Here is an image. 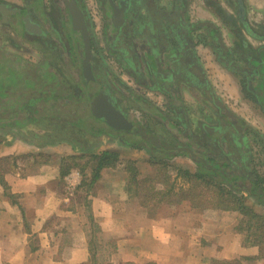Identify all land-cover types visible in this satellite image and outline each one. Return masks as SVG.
I'll return each mask as SVG.
<instances>
[{
    "label": "crops",
    "instance_id": "1",
    "mask_svg": "<svg viewBox=\"0 0 264 264\" xmlns=\"http://www.w3.org/2000/svg\"><path fill=\"white\" fill-rule=\"evenodd\" d=\"M127 1L135 7L136 17L132 13L119 15L123 27L115 29L111 26L113 19L107 20V32L110 43H114L115 35L120 42L116 43L118 48H111L112 56L120 58L119 67L129 78H139L136 82L142 88L143 103L147 102L144 94L151 92L158 101L165 100L160 109L171 106L188 117L192 128L201 129L210 125L192 116L185 94L207 96L217 116L214 125L235 115L257 130L264 129V59L263 50H257L264 47V10L259 13L264 0ZM106 2L102 3L105 7ZM197 12L200 18L193 20ZM223 15L235 22L223 21ZM192 23L197 24L194 30L187 27ZM248 25L254 29L252 36L247 32ZM121 37H131L126 43L131 50L130 55L126 51L127 62L121 60ZM237 43L253 46L255 56L238 59L231 50ZM134 47H138L136 53L132 52ZM248 81V86L243 84ZM147 112L160 117V125H171L179 114ZM165 116H172V122H166ZM175 131L172 134L168 130L166 135L176 136ZM31 132L42 130L32 125L0 129V264H93L91 259L94 256L98 260L95 253L100 250L101 264H213L235 259L239 264H264L258 247L248 243L238 230L241 215L237 211H201L183 201L165 217L150 216L146 208L123 192L125 173L104 168L91 186L90 176H83L77 168L62 175L61 160L79 152L65 142L35 139ZM102 138L110 144L119 143V150L99 151L120 154L141 149ZM170 143L181 145L175 138ZM46 155L51 156L53 165L46 163ZM44 156L43 162L33 164ZM76 171L79 184L75 194L85 185L90 187L83 192L82 200L66 193L64 177Z\"/></svg>",
    "mask_w": 264,
    "mask_h": 264
},
{
    "label": "trees",
    "instance_id": "2",
    "mask_svg": "<svg viewBox=\"0 0 264 264\" xmlns=\"http://www.w3.org/2000/svg\"><path fill=\"white\" fill-rule=\"evenodd\" d=\"M23 1L25 5L29 4V8L0 1V18L8 19L10 17L5 23H2L3 25L8 26L10 19L12 22L15 21V24L23 23L22 17L29 9L33 8L29 1L35 2L40 12L46 11L45 6H40L42 5L41 0ZM54 1L58 0H51V3L53 4ZM59 9L57 10L59 11ZM111 26L116 28L112 21ZM194 26L189 27V29L194 30ZM33 35V40L37 41L44 37L38 33H33ZM55 38L58 44L62 43L57 36ZM9 41L12 42L6 36L1 45L4 46V43H9ZM38 48L44 53V56L49 57V62L51 59L55 60L56 51L52 47L45 50L40 44ZM261 49L264 52V47ZM66 51L67 57L73 64V67L70 68V74H72L70 76L78 81L72 86L69 84L68 78L63 75L64 72L56 67L54 71L35 69L33 76H29L27 72L16 74L22 69L28 67L30 69V66L46 68L42 65L45 59L42 63L34 65L32 62L23 60L21 57L0 48V129L23 128L32 125L42 130L41 133H30L35 139L45 143L65 141L73 149L80 151V154L70 155L61 160L62 164L65 160L69 162L61 174L65 175L71 168H77L79 160L87 158L85 166L77 169L81 174H84L86 166L92 165V167L90 165L91 186L99 178L104 168H115L123 164L125 160L115 150L94 153L97 149L93 146L94 141H98L101 137H109L119 138L120 143L124 145H130L133 142L123 136L125 132L111 128L102 119L95 117L89 108L90 100L81 74V66L78 65L79 67H77L76 64L79 52L86 51V43L80 41L76 50L68 48ZM9 58L11 61L8 60ZM7 63L8 66H6ZM94 73L100 76L97 71ZM58 76L62 80L61 85H58ZM27 79L33 80L31 83H27ZM27 85L32 86L27 87ZM263 88L264 86L262 90ZM14 91L17 93L14 94ZM130 96L134 101L137 100L136 97H132V94ZM175 112L179 113L178 110ZM176 115L177 118L173 120L175 122L173 127L178 132L173 137L178 139L181 145L169 143L163 148L156 145V147L154 145L146 146L152 157L149 158V161L162 165H160L161 168L158 169L153 179L148 177L140 180L135 161L126 162V173H124L127 192L135 197L136 193L132 191H136V188H133L134 186L140 187L141 193L137 194L138 203L148 211L149 203H153L155 206L162 203L163 200V203L170 205H177L186 201L193 208L201 211H237L241 215L238 230L245 234L248 243L258 247L259 257L264 258V212L256 211L252 206H247L245 204L246 197L242 195L246 194L253 198L256 204L264 210V177L255 171L250 144V137L256 139L261 145L264 156V132H258L244 121L236 119L238 129L235 125L233 128H228V124H221L218 121L212 126L214 128L212 132L203 133V129H200L199 126L192 128L188 117L181 116V113ZM164 118L166 122L169 121L168 117L165 116ZM222 127L226 129L225 133H221L224 131ZM91 140L93 144L90 143ZM230 143L231 145H229ZM178 155H185L193 160L196 165L195 170L192 171L182 166L173 167L172 164L164 161V159H172ZM171 168L175 170L174 179L169 173ZM178 178L189 185L186 190L179 188V191H175V183ZM156 182H160V184L155 185ZM0 183L3 184L2 179ZM163 185H165L164 189L161 188ZM204 190L210 191L211 195L204 194ZM213 264H239V260L215 261Z\"/></svg>",
    "mask_w": 264,
    "mask_h": 264
},
{
    "label": "rangeland",
    "instance_id": "3",
    "mask_svg": "<svg viewBox=\"0 0 264 264\" xmlns=\"http://www.w3.org/2000/svg\"><path fill=\"white\" fill-rule=\"evenodd\" d=\"M3 1L5 3L8 4H14V5H19V6H23L25 8V6H27L29 8V4L25 5V2L23 0H0ZM82 4H81V8L84 10L85 13V18H87V25L89 26V35L91 38L87 39V37H84L81 31H77L74 32L72 30L71 24L69 22V19L67 18V20L65 21H59L57 16L54 14V8H52V3L51 0H41V2L43 3V6H45L46 10H48L51 15V19L52 20H46L47 18L44 17L40 10H38V5L35 4V2L31 1V5L34 8V11L36 10V13L34 14V16L32 18H30V23L34 24L35 27L38 30V34L39 32L44 34V37L41 38V40H33L34 35L33 33H35L34 31L32 32V30L29 31L28 27H25V25L23 23L18 22L17 24H15V21H11L10 19V23H8V26L3 25L2 23H5V21H7L10 17H8V19H6L5 17L2 19L0 18V48H2L3 50H6L8 53L13 54V55H17L19 57H21L23 60H28L30 62H32L34 65H37L38 63H42V61H45L42 63L43 68L39 66H30L31 68H25L22 69L21 71H19L16 74H24V72L29 73V76H33L35 74V69L37 70H53L56 68H58L59 70H62L64 73L63 75L65 76V78H68L69 84L72 86L74 84H76L77 79H73L71 76L72 74H70V68H72L73 64L70 61V59L67 57V49L68 48H73L74 50H76L77 45L79 44V42L81 40H83L85 43L92 39V55L94 54L96 56V59L98 60L96 63H93L94 67L96 68V71L100 74L99 79H109L110 77L107 75L105 76V73L107 72H112L113 76H117L120 80L124 81L125 83L128 82L129 86H131V88H133L138 94L141 93V86H138V84H136L137 82H135V80L133 78H129V76H127L126 72L124 70H122L117 63L114 62L113 57L110 56V53L108 50L104 51V49H106V45L108 46V44L110 43L111 38L109 36V33L107 32L106 29H104V25L105 22L107 20L102 19V16L100 14V10L102 9V7L100 5L97 6V4L95 3V0H81ZM193 1V3H197L199 2L198 0H191ZM28 3V2H27ZM55 7L59 10H63L64 9V5L62 4V2H60L59 0L56 1L55 3ZM194 6V5H193ZM36 8V9H35ZM264 10V5H261L259 13L261 14ZM258 11V10H257ZM63 14L66 13L65 10H63L62 12ZM26 14V13H25ZM200 14L199 12L194 13L193 14V20H196L199 17ZM49 17V16H48ZM33 27V26H32ZM27 28V29H26ZM31 29V28H30ZM36 34V33H35ZM6 36H8L10 38V40L12 42L9 41V43L7 42L6 44L4 43V46H2V42L3 39L6 38ZM59 38L62 43L58 44L56 42V37ZM130 38L128 37H122V44H124V42H128ZM43 45V49L48 50L50 47H52L56 52V57H54L55 60L51 59V62H49V57L44 56V53L41 52L38 48V45L40 44ZM116 43H120V42H116ZM14 46H13V45ZM126 45V44H124ZM123 45V46H124ZM45 46V47H44ZM127 49V45L125 46ZM128 53L130 55V49L128 50ZM86 55V51H81L79 52L78 55V59H77V67H79L78 65L81 63V61H84V56ZM47 59V60H46ZM9 61H11V59H8ZM48 61V62H46ZM96 61V60H95ZM102 61V63H100ZM6 66H8V63L6 64ZM35 67V68H33ZM106 67V68H103ZM105 69H108L110 71H105ZM74 72V71H73ZM71 75V76H70ZM47 80L48 78L45 77ZM33 79H27V83H31ZM58 85L62 84V80L59 78L58 76ZM54 84V83H52ZM56 84V83H55ZM28 86H32V85H27ZM63 86V85H62ZM97 92V91H96ZM17 92L14 91V94H16ZM148 94H144V96L147 99L146 103L142 104V108H144V112L141 110L142 108H140V110L138 109V104L140 105V102H136L133 101L132 99L128 100V104H125V108L127 110V113L133 118V120H135L137 123L139 124H143V126H145V130H147L148 132L153 133L157 138H161L160 140H164L162 136H165V134L167 133L168 130H170L172 132V134H175V128H173V125L171 124H163L160 125L159 124V119L160 117H154L152 115H147V111H149L150 113H152V111H156L158 114V110H161L162 112H168L166 109L162 110L160 108L162 107V104L165 103V100L163 102L162 101H158L157 99H155V95H153L151 92H147ZM262 96V94H261ZM192 97V99H191ZM185 98H186V104L189 107L190 112L192 113V116H194L197 120H200V122L202 121L203 124H209L210 126H213L214 123L216 122L217 116L215 114V110H214V105L211 102V99L207 96L204 97H196L195 95L189 96L188 94H185ZM263 98H264V94H263ZM155 110V108H157ZM240 119H242L241 117H239ZM224 122H221V124H230L229 122L231 121V119H227V118H223ZM244 122H246L247 124L251 125L250 123H248L247 121H245L244 119H242ZM165 126V127H164ZM252 126V125H251ZM193 127H195L193 125ZM203 128L205 126H202ZM167 129V130H166ZM259 132L263 133L264 129L262 128H258ZM64 134V133H63ZM65 135V134H64ZM30 137V136H29ZM126 137V139L132 141L133 145L135 146H139L141 147V149L139 150H127L126 153H120L121 154V158L124 160H127L123 162V164H120L118 166H116L114 168V170H118L119 172L124 173L125 172V165L126 162H128L129 160L131 161H135V167L137 169V171L139 172L140 175V180L143 178H154L156 175V172L158 171L159 168H161V164H154L152 162L149 161V158L151 157V153H149L146 149V146L148 145V141H146L143 137L140 136H124ZM168 141H170V139L173 140L172 137H167L165 136ZM31 139H33L32 137H30ZM65 142V141H64ZM94 147L97 148L95 150L99 151L104 148H111V149H116L119 150V147L117 144V142H113V144L106 142L105 138H99L98 141H94ZM182 142V140H181ZM91 144H93L92 140L90 141ZM250 144L252 147V163L253 166L255 168V171L262 177H264V156L262 154L261 151V145H259L258 141L254 138L250 137ZM101 145V146H100ZM231 145V143L229 144ZM143 147V148H142ZM97 151H95L94 153H96ZM80 154V151H78ZM156 156V154H154ZM132 156V157H131ZM48 157V158H46ZM46 157H42L41 160L37 159L35 162L33 161V164H38L44 161V159L46 158V163H48L49 165H53L55 162L52 160L50 155H46ZM176 157V158H175ZM86 160L87 158H84L83 160H79L77 168L80 169V167L85 166L84 164H86ZM164 161L169 162V164L173 167H179V166H185V168H189L192 171L195 170L196 165L193 162V160H191L188 156L185 155H178V156H174L172 159H164ZM69 164L68 161L65 160V162L62 164L61 163V170H65L66 165ZM91 165V164H90ZM90 165L86 166V170L85 173L82 174L84 175H88L90 176ZM161 165V166H160ZM3 168L1 162H0V168ZM5 167V165H4ZM92 167V165H91ZM126 173V172H125ZM169 173L172 175V178L174 179V174H175V170L174 169H169ZM87 176V178H89ZM110 175H108L107 173V177H109ZM86 178V179H87ZM160 184V182H156L155 185ZM162 184V183H161ZM89 186L85 185V187H83V189L81 190L82 192H79L77 195L75 194L76 192H73L72 194H70L71 197L73 196H77L78 199L82 200L83 196H84V191L85 189H87ZM158 187H160V185H158ZM189 187L188 184H185V182L181 179L178 178L176 180L175 183V191H179L181 188H184V190H186ZM136 188V191H132L134 193H136V196L133 197L131 196V194L129 192H127L126 190V183H125V188L123 189L126 193V195L130 196L132 199L136 200V202L139 201V198L137 197L138 193H141V189L140 187H135L133 189ZM161 188H165V185L161 186ZM180 188V189H179ZM78 189V187H77ZM76 189V190H77ZM90 189V188H88ZM200 189V188H199ZM204 194L206 195H211L210 191L204 190L203 191ZM133 194V193H132ZM242 194V193H241ZM246 197V201L245 204L247 206H252L256 211L259 212H264L263 208L258 206L255 202V200L249 196H247L246 194H242ZM173 199H175L173 197ZM164 202V200H163ZM158 203L157 205H153V203H149V215L151 216H158V217H165L167 215H169V213H171V211L173 210V207H175L176 205H170V204H166V203ZM87 215H88V211H86ZM91 228V229H90ZM90 228H88L89 232L91 231L93 234V227L90 226ZM90 237V236H89ZM94 250V248H93ZM95 257L98 258V260H95L94 256L92 257L93 260H91L93 262V264H101V262H99V259L101 258V256H103V251H96L95 253ZM120 264V263H119ZM123 264V263H121Z\"/></svg>",
    "mask_w": 264,
    "mask_h": 264
},
{
    "label": "flooded vegetation",
    "instance_id": "4",
    "mask_svg": "<svg viewBox=\"0 0 264 264\" xmlns=\"http://www.w3.org/2000/svg\"><path fill=\"white\" fill-rule=\"evenodd\" d=\"M72 1H74L76 3V5L78 6L79 10L81 11L82 13V19L84 21V24L87 28V39L91 38L90 35H89V26L87 25V18H85V13H84V10L81 8V4H82V1L81 0H60V2H62V4L64 5V9L66 11L65 14H63V10H57L56 7H55V2L51 5L52 8H54V11H55V15L57 16L58 20L59 21H66L67 18L69 19V22L71 24V27L72 29L74 30V32H77L79 30H75L73 28V25H72V18H71V15L69 13V10H68V7H67V3H71ZM104 0H95V3L98 5H100L102 7V9L100 10V14L102 16V19L104 20H112L113 19V23L114 25L119 28H122L123 27V23H120V20H119V15L122 17L124 15V13H132V16L135 18L136 15H135V7L133 5H129L128 1L127 0H105L107 1L106 3L107 4V7H105V5H103ZM132 2L135 0H131ZM237 1V0H236ZM142 2V1H141ZM30 5H31V1H29ZM42 3V2H41ZM143 3V2H142ZM41 7H44L43 6V3L42 5H40ZM36 13V10L34 11V9H29V11L25 14L24 17H22V20H23V23L25 25V27H28L29 31L32 30V32L34 31L35 33H38V30L37 28L35 27L34 24H31L29 21H30V18H32L34 16V14ZM41 14L46 17L47 19L46 20H52L51 19V13L46 10V11H41ZM110 14V16H109ZM49 16V17H48ZM53 17V16H52ZM232 20V21H231ZM241 20V19H240ZM244 20V19H243ZM122 21V20H121ZM223 21L225 22H235L232 18L230 19L229 16L227 15H223ZM107 21L105 22V25H104V29H106L108 32H109V29H107ZM193 24V23H192ZM190 25V26H187L188 28L193 25H197L196 23L193 24V25ZM33 26V27H32ZM31 28V29H30ZM195 28V27H193ZM27 29V28H26ZM183 26H182V33H183ZM247 32L249 35H253V32H254V29L253 27H251L250 25H248V28H247ZM40 35H43L42 33L39 32ZM216 36V35H215ZM131 38V37H130ZM116 39L117 38V35L114 36L113 38V41L114 43H109L108 46L106 45V49H104V51L108 50L109 53H110V56H112V53H111V48H118L116 47ZM122 39V37L120 38ZM133 40H135L134 37H132ZM216 40V39H215ZM83 42V40H81ZM108 41H109V38H108ZM122 41V40H121ZM92 39L88 40V44H89V63H90V67H91V73H92V77H93V80L92 81H89L85 72H84V64L83 62L81 61V63L79 64L81 66V74H82V77H83V80H84V83L86 84V89H87V95L89 97V108L91 110L92 108V103L94 102V100H96L97 98H100V99H103V101H107L108 103H110L119 113L123 114L127 119H129V123L130 126L127 127V128H115L119 131H122V132H125L123 136H140V137H143L145 138L146 141H148V145H154V147H159V148H163V147H166L170 141H168V139L165 137H170V135H166L165 136H162L164 140H160L159 138H157L153 133L151 132H148L147 130H145V126H143V124H139L137 123L135 120H133V118L127 113V110L125 108V104H128V100L132 99L130 94H132V97H136L137 100L136 102H140L141 104L139 106V108L142 106L143 104V101L141 100L143 95H140L138 94L133 88H131V86L129 85H126L124 83H122L121 80H119L118 78L116 77H111V74L109 72L105 73V76H109L110 78L109 79H99V77L97 75H95V71H96V68L94 67L93 63H96L98 60L96 59V56L93 54L92 55V52H91V49H92ZM127 43V42H126ZM124 42V44H126ZM218 38H217V44H218ZM123 44V45H124ZM126 45H124V49L123 47L120 49V55H121V60H123V62H127V58L129 57L128 54H126ZM138 48V47H137ZM137 48L134 47L132 49V52L133 53H136L137 52ZM261 48L257 49L260 51ZM231 50L237 54L238 56V59H243L245 56L247 57H251V56H255L257 50H255V48L253 46H251L250 44H248V47H244L242 46V44H236V45H233ZM263 50V49H261ZM116 52H118L117 50H115ZM125 51V52H124ZM85 52V51H84ZM262 58L264 59V52L262 51ZM244 56V57H243ZM113 57V56H112ZM86 59V55L84 56V60ZM96 60V61H95ZM113 60L115 63H117L118 66H121V61H120V58L118 57H113ZM102 63V61L100 62ZM103 68H106V67H103ZM98 71V70H97ZM105 71H107V69H105ZM245 76H247L245 74ZM134 80L136 82V80L138 81L139 78L137 79L136 76H134ZM140 79L143 80V77H140ZM150 80V78H149ZM244 80V79H243ZM141 81V80H140ZM121 83V84H118L117 83ZM137 84V83H136ZM140 84V83H139ZM244 85H247L250 84L249 81L247 83H243ZM97 91V92H96ZM134 101V100H133ZM125 103V104H124ZM101 106V105H100ZM99 106V108L101 109V107ZM168 106V104H167ZM168 109H166L168 111V113H174V111H176L173 107H167ZM226 113V109L225 108H222ZM170 110V111H169ZM172 115V114H171ZM229 118L231 119V121L229 122L230 124H228V128H233L234 125L236 126V128L238 129V125H237V120L236 119H240L238 117H236L235 115H231L229 116ZM172 116L171 118L169 119V121L172 122ZM242 120V119H240ZM243 121V120H242ZM168 122V120H167ZM106 123V122H105ZM246 123V122H245ZM107 124V123H106ZM247 124V123H246ZM108 125V124H107ZM172 125L174 126V121L172 122ZM249 125V124H248ZM109 126V125H108ZM251 128H253L254 130L258 131L256 128H254L253 126L249 125ZM111 127V126H110ZM113 128V127H111ZM223 128V127H222ZM203 129V133L205 132H209V131H213L214 128L212 126L210 127H205V128H201ZM224 131H222L221 133H225L226 132V129L223 128ZM153 137V141L151 140ZM173 137V136H172ZM205 137V135H204ZM126 138V137H125ZM253 138V137H251ZM113 139H116V140H119V138H113ZM174 139V137H173ZM156 145V146H155ZM260 145V144H259ZM252 148V147H251Z\"/></svg>",
    "mask_w": 264,
    "mask_h": 264
},
{
    "label": "water",
    "instance_id": "5",
    "mask_svg": "<svg viewBox=\"0 0 264 264\" xmlns=\"http://www.w3.org/2000/svg\"><path fill=\"white\" fill-rule=\"evenodd\" d=\"M69 13L72 18V25L75 30L82 32L84 37H87V28L84 24L82 13L74 1L67 3ZM89 56V44L86 42V59L83 62L84 72L89 81L93 80L91 67L88 60ZM101 105V106H100ZM101 107V109L99 108ZM91 111L93 115L99 119H102L109 126L113 128H127L130 126L129 119H127L123 114L119 113L110 103L103 101V99L97 98L92 103ZM153 141V137L151 139ZM154 143V141H153Z\"/></svg>",
    "mask_w": 264,
    "mask_h": 264
},
{
    "label": "built area",
    "instance_id": "6",
    "mask_svg": "<svg viewBox=\"0 0 264 264\" xmlns=\"http://www.w3.org/2000/svg\"><path fill=\"white\" fill-rule=\"evenodd\" d=\"M78 176L79 173L78 171H76V172H71L64 177L66 193L68 196L76 191L79 184Z\"/></svg>",
    "mask_w": 264,
    "mask_h": 264
}]
</instances>
